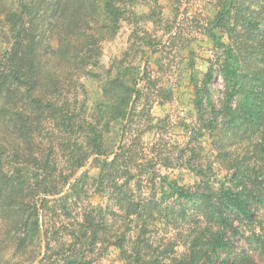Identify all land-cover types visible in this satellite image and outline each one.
Wrapping results in <instances>:
<instances>
[{
	"label": "trees",
	"instance_id": "16d2710c",
	"mask_svg": "<svg viewBox=\"0 0 264 264\" xmlns=\"http://www.w3.org/2000/svg\"><path fill=\"white\" fill-rule=\"evenodd\" d=\"M139 1L0 0L5 46L0 48V264H34L42 253L43 230L46 254L40 264H94L87 256L100 244L119 249L124 264H255L234 249L233 240L241 237L242 225L254 226L256 211L264 205V0H208L215 14L206 28L217 52L195 88L197 126L191 140L197 143L207 136L226 175L212 179L214 162L195 167V149L185 162L198 179L195 186H181L159 173L169 191L162 196L191 209L172 215L176 208L158 209L163 199L156 192L143 193L140 181L132 187L133 177L126 176L132 159L125 139L109 161L114 152L107 147L110 133L119 125L126 136L124 123L136 122L138 104L146 98L138 86L150 83V59L142 77L137 62L167 49L148 27L164 24L159 0H145L147 12L139 9ZM176 21L167 25V33ZM127 27L136 40L134 49L116 57L107 70L103 44ZM217 74L223 82L219 96L212 90ZM97 83L99 95L88 87ZM160 147L157 157L163 153ZM93 156L98 158L91 166L99 169L95 190L109 195L128 228L143 224V238L129 246L127 231L111 243L101 235L109 230L107 215L98 208L85 209L72 231L65 224L71 219L72 200L81 197L89 176L70 181ZM160 215L168 223L187 218L196 226L188 228L185 255L175 257L174 241L155 243L144 237L149 220ZM46 216L58 225L53 238H61L54 248ZM248 239L264 260V226ZM157 251L169 259L160 262Z\"/></svg>",
	"mask_w": 264,
	"mask_h": 264
},
{
	"label": "rangeland",
	"instance_id": "374dc122",
	"mask_svg": "<svg viewBox=\"0 0 264 264\" xmlns=\"http://www.w3.org/2000/svg\"><path fill=\"white\" fill-rule=\"evenodd\" d=\"M144 1L140 0L137 4L139 9L147 12V2L144 3ZM159 6L162 9L161 18L164 24L162 26L160 24V28H154L150 23L148 27H151L150 32H153L167 49L156 55L150 54V60L148 59L150 83L144 81L138 86V89L146 92V98L138 104V111H141L139 118L132 124L124 123L128 129L126 136L120 133L121 126L116 125L110 133L107 147L109 150L114 149L113 154L109 157V161H112L119 153V147L125 139L124 144L128 145L132 159L131 174L128 173L126 176L133 177L131 180L132 187H135V182L140 181L143 193L147 195L149 191L156 192V196L163 199L158 209L163 211L166 208H176L171 213L172 215L178 213L177 211L188 212L191 209L181 207L180 203L171 197L162 196L163 192L168 194L169 191L167 185L163 186V181L158 179L159 173L172 181H177L181 186L189 188L195 186L198 181L197 177L190 170L185 169V162L188 160L192 149H195L196 158L193 163L195 167L200 164L206 167L207 163H215L213 174H210L212 179H214V175L219 178L224 177L226 172L218 166L220 164H217V152L207 136L200 138L197 143H193V139L191 140V132L197 126V115L194 107L195 88L202 84L211 61H215L217 52L206 28V22L214 17L215 10L208 0H181V2L178 0H159ZM178 10L179 16L177 15ZM176 19L175 27L167 33V25L174 24ZM131 31V27L124 28L117 39L103 44L102 62L107 70L116 57L121 58L129 49H134L132 47L136 40L131 37ZM175 36L176 38H174ZM173 39H175L174 47L171 43ZM3 44L0 38L1 49L5 48ZM131 61L132 58L129 59V62ZM128 63L126 64L128 65ZM137 65L142 66V77L144 73L143 63L138 61ZM88 87L91 88V91L96 89L97 95L102 91L100 83L93 87L89 84ZM212 90L217 96L222 94L223 82L218 74ZM95 119L97 118L95 117ZM159 145L162 146L160 149L163 153L162 156L157 157ZM117 147L118 152L114 154ZM167 157L169 159L166 162L159 164L162 159ZM164 164L170 165V168H164ZM140 169L143 170L142 177L139 176ZM85 173L88 174L89 180L86 181L81 197L72 200L75 205H73L71 219L65 220V224L69 225V230H74L72 225L77 227V223L81 222L86 212L85 209L89 211L98 208V211L107 215L109 231L101 235H106L105 239L110 243L122 235L124 237L126 231L127 234L124 239L127 241V246L136 241V238H143L141 236L143 224L141 223V227V224L135 223L128 228L125 224L124 213H121L109 195L98 193L95 190L93 180L98 178L99 169L90 166L86 171L79 173L77 178ZM67 189L62 194H66ZM47 199L53 200V197H47ZM40 214L41 220L44 222L46 213L41 211ZM156 215H158L157 212ZM155 219L159 220L156 221ZM155 219L149 220V225L143 232L145 233L144 237L154 239L155 243L162 239L164 244H167L168 241H174L177 245V248L174 249L175 257L185 255L187 245L190 243L187 240L188 228L194 223L192 224L187 218L185 220L179 219L177 223H168V218H165V215L155 216ZM254 219L255 222L251 231L250 227L241 226V237L233 240V247L238 253H244L255 264H263L264 260L256 243L248 238L251 237L252 233H260V224L264 226V205L256 211ZM45 220L49 222V216H46ZM46 228L50 231L51 246L54 248L57 245L56 241L61 238L59 235L57 239L56 237L53 238V233L58 229V225L56 221H53L49 222ZM193 228L197 230L195 225ZM43 233L45 236L44 230ZM141 241L145 242L146 240ZM167 255L169 254L155 252V257L163 263L169 259L165 258ZM87 257L90 260L95 259L94 264H124L121 251L110 245H98L95 252L90 253Z\"/></svg>",
	"mask_w": 264,
	"mask_h": 264
},
{
	"label": "water",
	"instance_id": "95a60500",
	"mask_svg": "<svg viewBox=\"0 0 264 264\" xmlns=\"http://www.w3.org/2000/svg\"><path fill=\"white\" fill-rule=\"evenodd\" d=\"M152 55V54H151ZM151 55H149L148 57H146L145 58V60L143 61V69H145V66H146V63H147V61H148V59H149V57L151 56ZM135 98H136V94H134V96H133V100H135ZM118 152V147L116 148V150H115V153L114 154H116ZM96 158H98L97 156H93V157H91V159H90V161H89V163L84 167V168H82L81 170H79V172L74 176V178L70 181V184L72 183V182H74L75 181V179L77 178V175L79 174V173H81V172H83V171H86L90 166H91V164L93 163V161L96 159ZM102 159H106V157H102ZM68 188V187H67ZM62 196V195H61ZM60 197V196H59ZM52 198V197H51ZM54 198V197H53ZM41 240H42V253H41V256L36 260V262H35V264H40V262L43 260V258L45 257V254H46V242H45V237H44V233L42 232V238H41Z\"/></svg>",
	"mask_w": 264,
	"mask_h": 264
}]
</instances>
